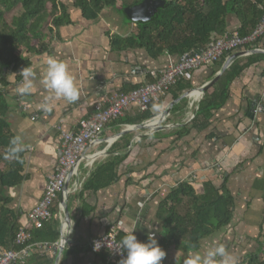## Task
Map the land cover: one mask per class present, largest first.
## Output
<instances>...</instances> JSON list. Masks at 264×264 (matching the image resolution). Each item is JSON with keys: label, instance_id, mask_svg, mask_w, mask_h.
I'll use <instances>...</instances> for the list:
<instances>
[{"label": "crops", "instance_id": "0c3cea01", "mask_svg": "<svg viewBox=\"0 0 264 264\" xmlns=\"http://www.w3.org/2000/svg\"><path fill=\"white\" fill-rule=\"evenodd\" d=\"M62 1L68 4L72 24L60 28L59 35L47 36L49 52L31 56V67L37 73L31 93L17 94L22 77L17 80L16 75L9 77L7 87V119L13 133L26 146L23 179L6 190L10 199L8 208L21 228H32L28 214L42 198L48 177L56 172L62 154L61 132L77 131L81 118L88 116L98 104L123 89L145 84L149 72L165 69L181 58V54L170 53L156 58L146 48L139 47L116 49L112 44L113 35L132 34L136 25L133 20L114 6L106 7L98 19L90 20L75 6L74 0ZM240 26L241 20L232 14L228 30H237ZM49 56L67 63L81 91L74 103L51 100L53 110L45 112L42 105L50 93L40 79ZM215 70L217 65L210 64L188 72L194 88L179 97L166 92L160 103L153 105L156 115L150 120L170 109L160 120L164 128L157 132L130 131L134 133L132 143L122 152L128 157L114 184L98 191L84 190L82 185L92 171L84 161L79 165L78 177L67 181L66 187L72 189L78 178L80 187L68 195L72 230L64 251L78 250L80 264H105L90 251V244L94 237L112 226L122 237L135 228L134 234L141 242L148 238L149 232L155 233L156 240L160 239L166 224L159 215L161 206L170 191L184 182L193 184L198 194L206 191L209 181L219 186L226 183L235 197L234 216L222 230L202 240L199 248H188L185 252L166 250L162 262L182 264L193 251L204 254L209 248L224 245L237 264H241L246 256L264 245V61L249 65L234 80L229 99L214 112L206 130L194 128L183 136L177 131L180 125L191 122L187 116L195 112L199 100L193 98L195 92L191 96L183 94L213 78ZM184 98L188 104L179 108ZM154 106H160L162 112L157 113ZM138 112L132 108L126 115L135 118ZM127 126L110 124L102 143L88 152L107 150L105 158L98 162L107 159L111 155V139ZM56 218L59 232L63 229L66 233L63 215L60 217L58 213ZM56 252L53 247L32 245L15 264H33L41 254L53 264ZM60 264H72V260L66 263L61 260Z\"/></svg>", "mask_w": 264, "mask_h": 264}, {"label": "trees", "instance_id": "16d2710c", "mask_svg": "<svg viewBox=\"0 0 264 264\" xmlns=\"http://www.w3.org/2000/svg\"><path fill=\"white\" fill-rule=\"evenodd\" d=\"M141 1L74 0V4L85 18L96 20L106 7H117L126 15V6ZM232 14L241 20V26L237 29L239 33L248 34L256 28L264 15V0H167L149 20L135 22L132 34L113 35L112 44L116 49L146 48L156 58L164 53L182 55L189 51H199L206 49L210 42L228 31L229 18ZM128 19L132 21L131 18ZM70 24L72 18L69 7L62 0H0V247L6 250L19 251L24 248L15 243L16 234L21 226L8 208L10 199L6 195L8 188L22 181L25 164V151L19 154L18 159H5L9 142L16 136L7 119L9 77L16 75L19 80L20 69L32 66V55L50 51L47 36L50 33L59 35L60 28ZM258 45L264 49V37L260 38ZM233 52V50L226 52L214 63L217 70ZM258 61H264V51L238 57L202 95L198 112L191 122L180 125L177 129L180 136L186 135L194 128L199 131L206 130L212 123L214 112L229 99L234 80L249 65ZM188 74L182 76L168 92L179 97L186 90L194 88ZM155 80L149 72L145 83ZM141 85L123 89L121 93L129 92ZM160 101L161 98L153 102L146 112L139 111L135 118L126 115L111 124L130 126L142 124L156 115L152 108ZM187 104L188 100L184 98L179 108H184ZM95 110L88 116L93 115ZM171 119L168 118V121L171 122ZM133 135V132H129L113 143L110 148L111 155L95 164L82 185L84 190L98 191L118 181L120 167L128 157L122 152L130 147ZM59 203L60 195L51 207V216L43 221L42 226L40 228L32 226L28 229L31 233L28 245L38 243L53 245L59 241L60 232L56 218ZM234 206L235 197L226 183L219 186L209 181L203 194H198L193 184L181 183L170 191L161 206L159 215L166 224L165 233L157 243L165 251L175 249L185 252L188 248L197 249L202 240L222 230L232 221ZM122 238L119 233L118 240L121 241ZM147 241L148 238L144 242ZM95 255L105 264H116L108 261L107 252ZM70 258L72 264L82 262L78 250L74 248L65 249L62 263H66ZM33 264H51V261L45 254H41ZM241 264H264V245L257 252L246 256Z\"/></svg>", "mask_w": 264, "mask_h": 264}, {"label": "built area", "instance_id": "2783aa9c", "mask_svg": "<svg viewBox=\"0 0 264 264\" xmlns=\"http://www.w3.org/2000/svg\"><path fill=\"white\" fill-rule=\"evenodd\" d=\"M262 37H264V15L252 32L240 34L238 30H228L210 42L206 49L186 52L169 67L152 70L151 73L155 77V81L142 84L126 93L116 94L108 101L98 104L93 115L81 118L77 131H62V154L56 172L48 177L42 198L28 214L32 226L40 228L43 221L51 216V207L59 195L60 200H65L71 190H77L80 187L78 178L72 189L66 187V183L70 178L78 177L81 162H86V165L93 170L95 162L98 163V160L105 158L107 150L94 154L88 151L102 143L103 135L112 122L124 117L132 108H137L141 112L148 111L152 103L159 101L161 96L168 92L182 76L189 71L214 64L228 51L263 49L258 45V41ZM194 117L195 112H191L187 119L191 121ZM129 128H133V126L128 125L126 129ZM151 131L152 129L149 132ZM58 209L59 215L62 217L63 208L60 203ZM118 234V229L112 226L109 231L92 239L90 251L93 254L107 252L109 262L120 264L126 252L118 253L112 249L114 244L118 245L121 242L118 240ZM30 239V231L27 228H20L16 234L15 243L24 246V248L16 251L0 247V264H15L23 256L25 249L32 246L28 245ZM97 242L101 244L99 251L94 250V245ZM33 246L37 248L53 247L57 251L60 241L53 245L38 243Z\"/></svg>", "mask_w": 264, "mask_h": 264}, {"label": "clouds", "instance_id": "9594fccd", "mask_svg": "<svg viewBox=\"0 0 264 264\" xmlns=\"http://www.w3.org/2000/svg\"><path fill=\"white\" fill-rule=\"evenodd\" d=\"M18 75L22 77V86L17 88V94L29 95L33 82L37 77L36 71L30 66L20 69ZM41 85L48 90L49 96L45 97L42 110L51 112L53 105L51 100L63 99L68 103L76 102L80 97V85L75 81L67 63L56 57L49 56L46 60V71L40 79ZM157 113L162 112L160 106H154ZM5 154V159H18L19 154L26 150L22 138L14 136ZM134 229L126 232L121 242L112 246V249L119 252H126L120 264H162L166 251L157 243L154 232L148 233V241L141 242L134 234ZM101 244L95 243L94 250L99 251ZM219 258V259H218ZM182 264H237L236 259L231 256L224 245H217L209 248L204 254L193 251L183 260Z\"/></svg>", "mask_w": 264, "mask_h": 264}, {"label": "water", "instance_id": "95a60500", "mask_svg": "<svg viewBox=\"0 0 264 264\" xmlns=\"http://www.w3.org/2000/svg\"><path fill=\"white\" fill-rule=\"evenodd\" d=\"M166 1L167 0H142L140 3L134 4L132 6H126L125 7V13L134 22L146 21V20H149L158 11V9L161 6H164L166 4ZM256 51L263 52L264 49L252 50V51H249L247 49L236 50L235 52H233V54L231 56H229L227 58L225 63L222 65L220 70L215 74V76L213 78H211L210 80H208L207 82H205L204 84L199 86L198 88H196L194 90H191V91H188L185 94H183L185 96H191L192 93H194V92H198L199 93V100H198V105H197L196 110H195V115L198 112L199 104H200V100H201L202 95L205 94L207 92V90L213 84H215L217 82V80L221 77L223 72L227 68H229V66L238 57H240L242 55H246V54L252 53V52H256ZM169 111H170V109L168 111H166L163 115H161L159 118L157 117L156 119H152L153 121L152 120H148L146 122H143L142 124L133 125V128H129V129H125L124 131H121L119 134L114 136L113 139H111L110 145H112L116 140L121 138L127 132H130V131H133V130H142V129H148L149 128V129H152L151 132H157L158 130L163 129L164 126H162L160 124V120H161V117L167 115ZM156 120H158V121H156ZM67 200H68V196L66 197L65 200H60V204H61V206L63 208V212H62L63 220H62V223L65 224L66 233L63 232V229L61 230V233H60V246L57 249L56 258H55L53 264H60L61 263L65 245H66V243H68L70 241V235H71L72 228L70 226L71 218H70V215H69V210H68V206H67Z\"/></svg>", "mask_w": 264, "mask_h": 264}, {"label": "bare ground", "instance_id": "6f19581e", "mask_svg": "<svg viewBox=\"0 0 264 264\" xmlns=\"http://www.w3.org/2000/svg\"><path fill=\"white\" fill-rule=\"evenodd\" d=\"M194 99H197V98H199V93L198 92H195V95H194V97H193Z\"/></svg>", "mask_w": 264, "mask_h": 264}, {"label": "rangeland", "instance_id": "374dc122", "mask_svg": "<svg viewBox=\"0 0 264 264\" xmlns=\"http://www.w3.org/2000/svg\"><path fill=\"white\" fill-rule=\"evenodd\" d=\"M66 1V0H65ZM150 131V129L148 128V132Z\"/></svg>", "mask_w": 264, "mask_h": 264}]
</instances>
